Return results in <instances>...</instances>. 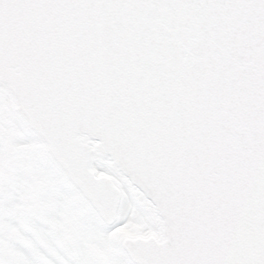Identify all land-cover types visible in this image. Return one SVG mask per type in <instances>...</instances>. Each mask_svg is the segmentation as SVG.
Here are the masks:
<instances>
[{
  "label": "snow or ice",
  "instance_id": "obj_1",
  "mask_svg": "<svg viewBox=\"0 0 264 264\" xmlns=\"http://www.w3.org/2000/svg\"><path fill=\"white\" fill-rule=\"evenodd\" d=\"M0 264H264V0H0Z\"/></svg>",
  "mask_w": 264,
  "mask_h": 264
}]
</instances>
